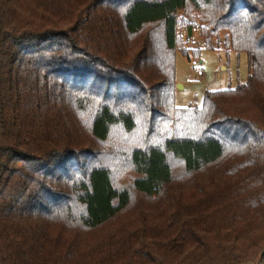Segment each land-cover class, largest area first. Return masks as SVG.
Masks as SVG:
<instances>
[{
	"label": "trees",
	"instance_id": "obj_1",
	"mask_svg": "<svg viewBox=\"0 0 264 264\" xmlns=\"http://www.w3.org/2000/svg\"><path fill=\"white\" fill-rule=\"evenodd\" d=\"M182 10L249 64L199 107ZM0 264H264V0H0Z\"/></svg>",
	"mask_w": 264,
	"mask_h": 264
},
{
	"label": "rangeland",
	"instance_id": "obj_2",
	"mask_svg": "<svg viewBox=\"0 0 264 264\" xmlns=\"http://www.w3.org/2000/svg\"><path fill=\"white\" fill-rule=\"evenodd\" d=\"M178 35L181 38V47L190 50L189 56L181 51L176 52V88L175 104L184 108L201 106L207 91L234 88L244 84L248 79V60L245 53H238L225 45L226 33L222 32L219 38L212 40V48H206L200 36L201 21L196 11L178 12ZM193 21V22H192ZM192 27V34H188ZM195 56L191 51L197 52ZM197 70L200 72L198 73ZM198 79L193 81L192 79ZM125 137L121 129L113 133V140L120 141ZM131 137V136H130ZM174 175L180 177L183 165L179 160L171 159ZM113 180L117 187H129L136 173L129 163L124 161L121 166H114ZM137 195V194H136ZM140 197L133 198L132 209L142 203Z\"/></svg>",
	"mask_w": 264,
	"mask_h": 264
},
{
	"label": "water",
	"instance_id": "obj_3",
	"mask_svg": "<svg viewBox=\"0 0 264 264\" xmlns=\"http://www.w3.org/2000/svg\"><path fill=\"white\" fill-rule=\"evenodd\" d=\"M188 34H189V35L192 34V27H189V29H188Z\"/></svg>",
	"mask_w": 264,
	"mask_h": 264
},
{
	"label": "built area",
	"instance_id": "obj_4",
	"mask_svg": "<svg viewBox=\"0 0 264 264\" xmlns=\"http://www.w3.org/2000/svg\"><path fill=\"white\" fill-rule=\"evenodd\" d=\"M197 72L199 73L200 71L199 70H197ZM193 81H197L198 79H196V78H194V79H192Z\"/></svg>",
	"mask_w": 264,
	"mask_h": 264
}]
</instances>
